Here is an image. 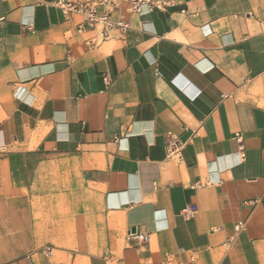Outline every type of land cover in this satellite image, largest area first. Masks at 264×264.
I'll use <instances>...</instances> for the list:
<instances>
[{"label":"crops","instance_id":"crops-1","mask_svg":"<svg viewBox=\"0 0 264 264\" xmlns=\"http://www.w3.org/2000/svg\"><path fill=\"white\" fill-rule=\"evenodd\" d=\"M56 1L0 0V264H264V0Z\"/></svg>","mask_w":264,"mask_h":264},{"label":"built area","instance_id":"built-area-1","mask_svg":"<svg viewBox=\"0 0 264 264\" xmlns=\"http://www.w3.org/2000/svg\"><path fill=\"white\" fill-rule=\"evenodd\" d=\"M60 7L66 17L79 15L82 19L78 26V32L83 33L89 29L95 33V36L86 41L87 47L93 49L101 45L104 41L115 36L123 37L130 29V23L124 17L114 20L111 13L120 10L124 5L129 6L131 11L138 15H145L154 10H163L174 5L170 0H84L67 1L57 0L54 3ZM236 139L243 149V136L236 135ZM196 187V186H195ZM198 210L196 204H190L182 210L186 217H192ZM129 240L147 244L150 236L145 233H130ZM50 252V250H48ZM108 264H116L109 262ZM166 264H177L169 260Z\"/></svg>","mask_w":264,"mask_h":264},{"label":"water","instance_id":"water-1","mask_svg":"<svg viewBox=\"0 0 264 264\" xmlns=\"http://www.w3.org/2000/svg\"><path fill=\"white\" fill-rule=\"evenodd\" d=\"M135 231H136V229H135V228H133V229H132V232H135Z\"/></svg>","mask_w":264,"mask_h":264}]
</instances>
